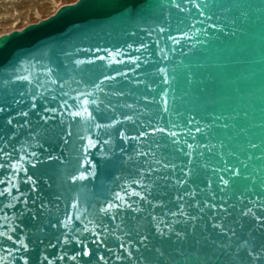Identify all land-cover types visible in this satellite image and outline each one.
<instances>
[{"label": "water", "instance_id": "95a60500", "mask_svg": "<svg viewBox=\"0 0 264 264\" xmlns=\"http://www.w3.org/2000/svg\"><path fill=\"white\" fill-rule=\"evenodd\" d=\"M0 264H264V0L0 35Z\"/></svg>", "mask_w": 264, "mask_h": 264}, {"label": "rangeland", "instance_id": "374dc122", "mask_svg": "<svg viewBox=\"0 0 264 264\" xmlns=\"http://www.w3.org/2000/svg\"><path fill=\"white\" fill-rule=\"evenodd\" d=\"M77 0H0V35L52 15Z\"/></svg>", "mask_w": 264, "mask_h": 264}]
</instances>
